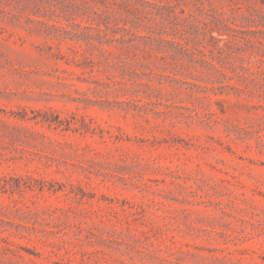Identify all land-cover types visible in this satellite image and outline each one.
<instances>
[{"label": "rangeland", "instance_id": "1", "mask_svg": "<svg viewBox=\"0 0 264 264\" xmlns=\"http://www.w3.org/2000/svg\"><path fill=\"white\" fill-rule=\"evenodd\" d=\"M0 264H264V0H0Z\"/></svg>", "mask_w": 264, "mask_h": 264}]
</instances>
